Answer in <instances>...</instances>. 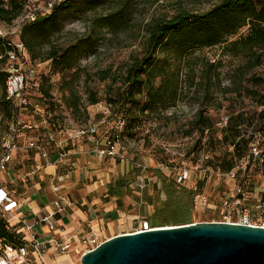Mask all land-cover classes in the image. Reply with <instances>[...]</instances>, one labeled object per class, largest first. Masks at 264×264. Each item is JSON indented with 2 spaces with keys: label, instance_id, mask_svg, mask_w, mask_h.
<instances>
[{
  "label": "trees",
  "instance_id": "16d2710c",
  "mask_svg": "<svg viewBox=\"0 0 264 264\" xmlns=\"http://www.w3.org/2000/svg\"><path fill=\"white\" fill-rule=\"evenodd\" d=\"M28 1L0 0V22L12 23L22 14ZM215 1L205 11L190 12L184 9L147 25L141 55L133 56L122 68L120 88L113 97L107 99L109 104L117 106V113H121L125 119L122 137L132 136L142 119L160 118L179 99L190 97L199 105L191 127L185 134L189 135L197 130L199 136L194 143L200 142L205 129L211 131L214 128V120L206 113L203 101L210 98L212 89L217 85L223 93L249 97L262 108L252 114L239 110L228 115L226 125L221 129V136L217 138L211 133L208 142L212 138L231 146L237 159L248 151L253 133L261 126L264 127V78L256 71L264 65V0ZM134 5V0H60L52 4L49 12L38 14L34 20L25 21L19 28L17 38L23 43L31 60H50L54 70L68 73L62 97L73 112L82 114L85 119L88 117L87 105L96 103L98 99L93 91L88 90L86 101H83L72 82L81 74L84 80L95 76L100 81L110 79L111 83L118 77L111 67L87 73L80 66L79 59L83 55L97 52V46L104 39V30L121 31L133 26ZM98 6L104 7L105 11L94 14L81 35L66 45L54 41V36L62 29L63 21L72 11H85ZM244 26L247 28L240 33ZM6 41L0 38V108L2 114L10 120L13 107L5 98L6 73L2 70L6 60L5 53L9 48ZM214 45L220 47L222 54L241 57L240 62L230 69L227 85H222L221 82L222 59L212 61L210 58L194 55L195 49ZM157 53L163 54L161 59L156 56ZM181 70L185 74L183 85ZM50 88L48 79L41 76L39 91L44 97L51 98ZM253 118L258 125L249 133L243 126L251 125ZM233 166L232 159L224 160V163L218 165L222 170H230ZM138 171L139 169L134 170V175ZM154 174L161 181L160 189H155L154 194H151L145 186L140 197L141 201L154 206L153 215L160 220L155 222L151 219L149 227L158 226V223L165 221L174 224L179 221L188 223L192 191L189 190L188 203L183 198L184 189L181 190L173 179L166 178L159 170H155ZM132 181L133 177L121 175L107 184V192L110 196L121 198L130 192ZM160 192L164 193L165 199L160 198ZM0 237L6 241L13 239L12 232L1 218Z\"/></svg>",
  "mask_w": 264,
  "mask_h": 264
},
{
  "label": "rangeland",
  "instance_id": "374dc122",
  "mask_svg": "<svg viewBox=\"0 0 264 264\" xmlns=\"http://www.w3.org/2000/svg\"><path fill=\"white\" fill-rule=\"evenodd\" d=\"M36 3L43 4L48 0H32ZM215 0H134V13L132 15L133 26L127 30L108 31L104 30V39L97 46L95 54L83 55L79 59V64L87 73H93L99 69L111 67L117 72V80L111 83L110 79L103 81L98 80L95 76L84 80L83 74L76 78L72 85L75 86L77 93L83 101H86L87 91L95 93L98 101L94 104L87 105L88 117L85 119L82 114L73 112L62 97L65 91V80L68 78L66 71H57L51 65L50 60L33 61L26 53L29 64L36 69V77L39 81L41 76L48 79L51 84V98H46L39 91V85L36 86L34 81L28 83L26 93L30 97L32 105L38 113H50V117L56 123L60 135H71V139L82 138L74 136L77 131L85 127L89 120L100 121L96 139L101 138L115 127L117 106L111 104L107 107L108 97H113L121 85L122 68L128 64L133 56H139L142 53L146 33V27L149 23L170 17L180 10L190 12H202L211 7ZM102 6L95 7L85 11H72L70 16L63 21L62 29L54 36V41L60 45H66L81 35L88 27L89 19L97 13L104 12ZM10 24L0 22L3 31H10ZM11 40L17 39V34H9ZM194 55H201L210 58L212 61L222 59L221 67L222 85L229 83L228 73L232 67L237 65L241 57L222 54L218 45L202 47L195 49ZM162 58V53L156 55ZM1 68V65H0ZM183 68V67H182ZM184 69V68H183ZM256 71L263 75L264 65H261ZM184 70H181L180 77L182 85L184 83ZM246 83V82H245ZM2 87L0 84V99ZM67 94V92H65ZM198 103L193 98L183 97L175 105L166 110L164 116L160 118L148 117L142 119L137 125L132 136L125 135L120 140L121 153L124 158L107 159V165L110 168V179L114 180L121 171L128 169L130 178L134 177V170H138L148 178V184L145 187L147 192L154 194L161 187V181L156 178L155 170H159L168 179H173L179 188L184 189V201L192 191V207L189 210L187 222L196 221H226L225 214L228 210L224 208L223 200L228 196L232 201L236 189L240 188L243 192V199L238 204L240 208L247 207L250 212H256L254 203L260 197L264 198V164L260 163L255 157L249 154V149L244 156L237 159L232 153V147L221 144L208 137L211 133L214 137L221 136V129L225 126L222 118L244 110L248 114L258 111L262 106H258L252 99L245 96H234L233 93H223L219 86L212 89L210 98L203 105L206 113L214 120V128L211 131H204L200 142L194 143L199 136V132L194 130L192 134L186 135L185 131L191 127L192 120ZM105 111V112H103ZM36 121L38 120L35 117ZM249 121V120H248ZM8 118L2 114L0 108V156L3 153L2 137L8 126ZM258 125L257 120L253 118L251 125L243 126L251 131ZM256 132L257 147L262 157L264 149V127H260ZM86 136V135H84ZM99 140V139H98ZM70 142V140L68 141ZM21 155V152L18 153ZM234 160L232 167L235 177L226 175L227 170L218 167L224 160ZM121 164H123L121 168ZM138 164L144 165L141 167ZM187 170L189 177L185 181L178 182L177 174ZM156 182V186H155ZM13 186H16L14 184ZM18 186V185H17ZM132 187L129 193L119 198L117 207L128 217V220L116 229H105L104 234L109 236L114 233H124L135 231L143 226V221L147 222L153 219L158 222V217L153 215L154 206L141 201L142 190ZM156 189V190H155ZM161 199H165L163 192L159 193ZM38 196H41V194ZM236 208V207H235ZM112 216H116L115 213ZM231 221L235 219L233 211L230 210ZM157 219V220H156ZM29 222V221H28ZM184 221L176 222L185 224ZM174 222L158 223V226H173ZM69 252L65 258L55 259L52 264H80L81 254Z\"/></svg>",
  "mask_w": 264,
  "mask_h": 264
},
{
  "label": "built area",
  "instance_id": "2783aa9c",
  "mask_svg": "<svg viewBox=\"0 0 264 264\" xmlns=\"http://www.w3.org/2000/svg\"><path fill=\"white\" fill-rule=\"evenodd\" d=\"M57 1L60 0H48L40 4L29 0L22 14L12 21L10 31H3L0 27V38L7 40L6 43L9 46L5 53V63L2 66V70L6 73L5 98L11 102L13 107L7 130L2 137L3 153L0 156V172L8 169V163L17 150H25L27 153L31 150L34 156L38 155V158L33 160L31 167L10 178L9 184H13L17 179L22 183L29 182L30 178L35 176L49 162L50 150L53 146L59 149L60 157H68L64 141L56 137L58 129L55 121L51 119L50 113H38L26 93L25 89L28 83L34 81L36 86L39 85V81L35 79L36 69L28 63L27 52L21 40L18 38L11 40L8 37L9 34H17L21 24L25 21L34 20L38 14L49 12L52 4ZM246 28L247 26H244L240 33L244 32ZM109 106L111 104L108 103L106 110ZM35 117L38 118L37 121ZM227 119L228 115L222 118L223 125H226ZM124 121L122 114L118 113L115 127L99 139V145L95 148V153L98 156L111 159L119 158L121 160L124 158L120 146ZM100 123V121L89 120L85 127L79 129L74 136L86 135L94 138ZM248 132L251 133L252 131ZM24 137H27L25 143L21 141ZM70 137L68 136L66 140ZM256 137V132H254L252 141L249 144V154L261 163L263 157L256 145ZM72 164L73 162H70V165ZM138 166L141 167L142 171L144 165L138 164ZM226 175L235 177L233 168L227 170ZM65 176L66 173L51 175L49 185L52 191L57 192L60 189V181ZM188 177V171L182 170L177 174V181H185ZM147 182L148 178L141 172L136 175L134 180V184L139 189H143ZM62 199V196L53 199L50 209L36 214L34 222L29 223L18 212L20 204L15 198L14 192L0 184V218L13 234L11 241H6L0 237V264H50L46 257L49 251L53 256H56L67 253L72 249L73 237L64 232L63 227L58 224L56 219V214L63 210ZM242 199L243 192L240 188L236 189L233 201L228 196L225 197L223 204L224 208L228 210V214L224 215L227 218L226 221L264 227V198L260 197L254 203L256 212H250L247 207H238ZM230 210L233 211L237 220L231 221ZM143 224L140 229L135 231L152 228L147 225L146 221H143ZM43 228H47V232H44ZM104 239L106 237L94 232L92 229L81 234L78 238L79 243L83 246L81 254L93 249Z\"/></svg>",
  "mask_w": 264,
  "mask_h": 264
},
{
  "label": "crops",
  "instance_id": "0c3cea01",
  "mask_svg": "<svg viewBox=\"0 0 264 264\" xmlns=\"http://www.w3.org/2000/svg\"><path fill=\"white\" fill-rule=\"evenodd\" d=\"M68 136L71 135H60L59 130L56 132V137L62 139L66 145L68 157H60L59 149L50 146L49 162L35 176H32L29 182L22 183L17 179L13 184H9V179L29 169L33 160L38 158V155L34 156L31 150L29 153L25 150L14 152L12 160L8 163V169L0 172V184L14 192L20 204L18 212L29 223L34 222L36 214L50 209L53 199L58 196L63 197L61 200L63 210L56 214V219L64 232L73 237L74 244L67 253L53 256L49 251L46 257L50 264L54 263L55 259L61 260L67 257L71 251L81 254L83 246L78 238L89 229L107 238L109 236L104 234L105 229L119 228L128 220V217L117 207L119 197L110 196L107 192V184L113 180L110 179L111 167L107 165L108 158L100 157L95 153L100 138L82 136L81 139L72 140L70 137L66 140ZM26 140L27 137H24L21 141L25 143ZM19 152L21 155L18 154ZM70 162L73 164L70 165ZM122 166L123 164L121 168ZM54 173L57 175L66 173L60 181L61 187L57 192L52 191L49 185V179ZM124 174H128L127 168L120 172V176ZM135 177L136 175L133 177L130 188L136 187ZM14 184L16 186H13ZM113 213L116 216H112ZM43 230L47 232V228ZM115 234L118 233L110 236Z\"/></svg>",
  "mask_w": 264,
  "mask_h": 264
},
{
  "label": "water",
  "instance_id": "95a60500",
  "mask_svg": "<svg viewBox=\"0 0 264 264\" xmlns=\"http://www.w3.org/2000/svg\"><path fill=\"white\" fill-rule=\"evenodd\" d=\"M80 264H264V227L196 221L118 233L83 252Z\"/></svg>",
  "mask_w": 264,
  "mask_h": 264
}]
</instances>
